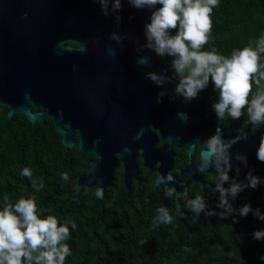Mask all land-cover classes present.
<instances>
[{"label":"trees","instance_id":"16d2710c","mask_svg":"<svg viewBox=\"0 0 264 264\" xmlns=\"http://www.w3.org/2000/svg\"><path fill=\"white\" fill-rule=\"evenodd\" d=\"M211 18V40L204 50L215 47L229 56L264 34V0H219ZM207 89L215 92L211 83ZM7 111L0 105V203L5 195L12 203L34 195L42 215H54L61 224L74 221L75 229L68 225L72 254L65 264H264V239L253 238L254 231L264 230V221L251 213L237 216L236 223L231 217H196L180 201L182 217L173 199L155 193L138 201L115 188H107L103 199L95 196V188H83L73 200L68 193L86 173L84 155L62 147L51 119L31 123L20 113L8 119ZM247 119L245 110L237 121L245 125ZM248 132L259 145L264 126L253 131L249 125ZM25 167L32 170V179L43 180L41 191L35 192L31 181L20 174ZM64 172L67 181L61 178ZM206 200L215 208L217 199ZM232 203L236 208L247 203L264 213V188L239 195ZM161 206L169 209L173 223L154 228L152 221Z\"/></svg>","mask_w":264,"mask_h":264},{"label":"clouds","instance_id":"9594fccd","mask_svg":"<svg viewBox=\"0 0 264 264\" xmlns=\"http://www.w3.org/2000/svg\"><path fill=\"white\" fill-rule=\"evenodd\" d=\"M100 5L103 15L111 12L115 16L116 25L119 27L121 16L118 14L123 7V0H92ZM133 8L138 10H151L149 22L144 25L146 43L136 41L137 51L151 50L157 57L171 58L170 67L174 72L173 79L178 78L174 93L176 97L191 102L198 98L201 91L207 89L209 83L218 93V99L212 104L218 121L231 118L239 120L247 113V121L237 134L225 139L220 127H216L213 134L204 140L203 147L199 150L196 165L198 173L205 174L212 169L217 178L213 191L218 192L215 208L209 206L202 195L188 199L187 194L179 195L174 186L175 176L169 171L167 175L159 173L155 179L157 188L164 186V195L175 198L176 212H181L179 201H185V207L196 217L201 214L218 216L221 219L232 218L233 223L238 222L236 217H246L251 213L255 218L264 221V213L244 204L239 208L233 206L239 194L246 189H256L264 184V179L254 175L249 170L243 180H239L241 168L232 163L233 146L238 142L247 141L245 131L249 125L252 130L264 126V34L259 38L249 41L243 48L233 49L229 56L220 54L215 47L204 50L210 43L212 34L213 9L219 6V0H126ZM111 6V7H110ZM159 6V7H157ZM174 33V34H173ZM110 39L122 45L126 35L112 32ZM99 42V37L96 38ZM85 51L84 46L78 48ZM113 50L109 49L112 54ZM140 66L148 65V60L140 59ZM144 76L158 87L169 82V78L160 72H146ZM255 86V91H254ZM195 142H192L189 157L196 154ZM127 149H125L126 151ZM257 159L264 162V136H261L257 149ZM235 160L248 166L246 154L236 152ZM95 167V166H93ZM235 171L236 176L230 175ZM22 176L31 181V187L39 192L44 187L43 180L37 182L32 179L30 168L22 169ZM65 181L69 179L67 172L61 174ZM227 185V186H225ZM98 199L104 198V191L98 188L95 191ZM216 209H220L219 212ZM38 208L36 197H20L15 203L10 202L7 195L0 203V264H65L66 258L72 254L67 243L70 238V228L75 229L74 221L61 224L54 215H42ZM153 227L162 224H172L173 216L167 207L156 209ZM256 240L264 239V230L253 233ZM141 244L146 243L141 241ZM264 260V255L261 256Z\"/></svg>","mask_w":264,"mask_h":264},{"label":"water","instance_id":"95a60500","mask_svg":"<svg viewBox=\"0 0 264 264\" xmlns=\"http://www.w3.org/2000/svg\"><path fill=\"white\" fill-rule=\"evenodd\" d=\"M118 14L122 18L119 27L115 16L111 12L103 15L100 5L92 0H0V105L8 108L7 118L20 113L35 123L51 116L62 147L72 148L75 128L71 122L75 116L80 122L76 127L78 150L96 154L90 166L92 173L77 178L76 189L68 193L73 200H77L82 187L93 185L95 178L100 180L96 189L105 192L113 181L110 172L115 165L110 157L111 168L104 166L110 156L107 149L119 147L124 160L123 151L134 141L132 132L142 137L145 131L140 123L135 125L139 111L130 109L129 104L135 93L147 97L150 91L148 83L140 85L136 81L143 72L138 61L146 59L152 64L151 50L137 51L136 41L146 43L144 25L151 10L135 9L123 0ZM112 32L130 39L121 45L110 39ZM72 39L79 40L85 51L68 45L58 49L60 42ZM92 81L104 82V99L109 100L103 123L88 118L89 102L79 103L85 97L80 83L88 86ZM32 107L43 110L34 112ZM84 117L86 122L82 123ZM93 140L97 144L91 146ZM216 193L213 191V195Z\"/></svg>","mask_w":264,"mask_h":264},{"label":"flooded vegetation","instance_id":"af4514ba","mask_svg":"<svg viewBox=\"0 0 264 264\" xmlns=\"http://www.w3.org/2000/svg\"><path fill=\"white\" fill-rule=\"evenodd\" d=\"M65 45L71 46L73 49L80 48L79 40L74 39L60 42L57 47L62 50ZM74 55L77 57L78 53ZM151 55L149 61L151 60L152 64L148 63V65L140 66L138 63V68L143 69V72L140 74L139 80L136 81L140 85L148 83L150 86L149 95L144 97L135 93L134 99L129 104L130 109H138L139 111V117L136 119L135 125L140 123L145 131L141 137L137 131L132 130L134 141L127 146L126 151H123L126 156L124 160H121L119 147L107 149V155L110 156L106 158L104 166L111 168L110 157L115 161V165L110 172L113 181L106 189L115 188L119 193L133 196L138 201H142L143 198L144 200H149L155 193H158L159 196L161 194L165 198L164 186L157 188L155 179L159 173L166 176L170 171L175 176V182H170L168 186L176 187L179 193L185 192L188 199L195 197V194L202 195L205 199H217L218 192L213 195L212 190L217 183V178L212 173L213 170L209 169L210 172L205 174L197 171L196 165L199 163V150L203 147L204 140L213 134L216 127H220L224 138L228 139L234 137L237 134V130L243 128L244 125L238 123L237 120H232L230 117L218 121L215 112L212 110V104L218 99L216 91L205 89L199 93L198 98L191 102H186L183 98L176 97L174 89L178 83V78H172L175 74L170 67L171 59L169 57H157L152 51ZM162 70L165 71L164 75L169 78V82L161 87L156 86L154 82L144 76L146 72L161 73ZM80 86L85 92V97H82L79 103L85 105L89 102L88 118L99 123L105 122L104 114H106L108 109H104V107H109V100L104 99V82L99 84L92 81L88 86L83 83H80ZM105 91L107 92V86H105ZM42 110L43 108L41 107H32L34 112ZM59 115L60 113L58 112ZM74 118L75 116L71 122L75 128V134L72 137L74 147L71 149L78 150L79 137L76 127H78L80 122ZM47 119H51L53 122L51 116L46 117L42 122ZM84 122H86L85 117L82 123ZM64 128L67 129L68 124L64 125ZM245 131L248 135V140L246 142H238L232 149V163L234 166L238 165L241 168L238 179L243 180L249 170H252L254 175L264 179V169L259 173L262 166H264V162H260L257 159L258 142L249 134L248 127L247 129L245 128ZM194 141H196V154L189 157L188 150ZM96 144L97 140L91 142V146ZM192 151H194V146ZM78 152L84 155L85 164L87 165L86 173L79 177H86L92 173L90 171L91 162L96 160L97 157L93 151L81 152L78 150ZM236 152L246 154L247 167L235 160ZM230 175L235 177V171H232ZM99 184L100 180L95 178L93 185L90 187L84 186L82 189H96ZM257 188H264V184ZM252 191L253 189H246L239 195H249ZM170 199L177 202L174 197ZM180 201L184 200L181 199Z\"/></svg>","mask_w":264,"mask_h":264}]
</instances>
